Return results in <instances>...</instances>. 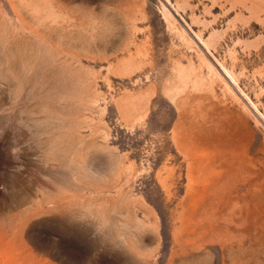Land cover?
I'll return each mask as SVG.
<instances>
[{
  "label": "rangeland",
  "instance_id": "rangeland-1",
  "mask_svg": "<svg viewBox=\"0 0 264 264\" xmlns=\"http://www.w3.org/2000/svg\"><path fill=\"white\" fill-rule=\"evenodd\" d=\"M0 264H264V0H0Z\"/></svg>",
  "mask_w": 264,
  "mask_h": 264
}]
</instances>
